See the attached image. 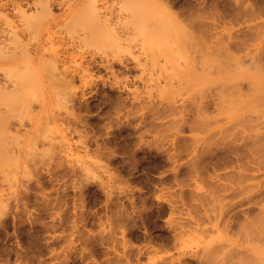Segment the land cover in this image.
<instances>
[{
    "label": "rangeland",
    "instance_id": "1",
    "mask_svg": "<svg viewBox=\"0 0 264 264\" xmlns=\"http://www.w3.org/2000/svg\"><path fill=\"white\" fill-rule=\"evenodd\" d=\"M118 1L0 0V264H264V0Z\"/></svg>",
    "mask_w": 264,
    "mask_h": 264
},
{
    "label": "bare ground",
    "instance_id": "2",
    "mask_svg": "<svg viewBox=\"0 0 264 264\" xmlns=\"http://www.w3.org/2000/svg\"><path fill=\"white\" fill-rule=\"evenodd\" d=\"M118 2H120L121 3V5L123 4L124 6L126 5V7H129V8H133L132 10H133V13L131 14V12H130V14L133 16V22H132V24H134L135 26H136V24H137V26H139V27H141V30L145 33V35H147V36H154V34H156V35H158L159 34V36H161V37H164V38H167V39H165V40H167V41H165V42H163L162 44H161V46H163V48L165 47V49H166V51H165V53H164V55L166 54L167 55V53L168 52H170V53H168L169 55H168V59H169V57H171V53L172 52H174L175 51V55L177 54L176 53V51L178 50V45H180L179 44V42L181 43V45L183 44V48H184V46H186L187 44H189L188 42H183L182 41V39L181 38H183V37H181L180 39H179V41H178V38H179V33H180V30H179V32H177L178 30H176V34L178 33L179 35H175L174 37H172V39H171V36L169 37V39H168V36H167V32H169V30H167V28H166V25H164V23H163V21L165 20H163V21H161V20H159L158 21V18H157V20H155V17H153V14L155 15V8L156 7H154L155 5L153 4V5H150L149 4V6H145L143 9H140V8H138V7H135L136 6V4H137V0H119ZM153 6V7H152ZM131 10V9H130ZM154 10V11H153ZM130 16V15H129ZM129 18V17H128ZM125 19H127L126 17H125ZM132 19V18H131ZM128 21V20H127ZM132 21V20H131ZM161 21V22H160ZM126 22V21H125ZM127 23V22H126ZM166 29V30H165ZM172 30V29H171ZM170 30V31H171ZM141 31V32H142ZM167 31V32H166ZM126 33H128V32H126ZM158 33V34H157ZM171 34L172 33H175V32H173V31H171L170 32ZM188 35V34H187ZM190 35H192V34H189L188 36H190ZM176 36H177V38H176ZM187 36V37H188ZM192 36H194V35H192ZM149 37V38H150ZM160 37V38H161ZM191 37V36H190ZM120 39V38H119ZM183 39H185V37L183 38ZM193 39V38H192ZM151 40V39H150ZM186 40H188V38L186 39ZM189 40H190V38H189ZM199 40V39H198ZM193 42V41H192ZM196 42V41H195ZM194 42V43H195ZM198 42V41H197ZM149 43V46L150 45H153V42L151 41V42H148ZM199 43V42H198ZM200 43H201V41H200ZM196 44V43H195ZM195 44H194V46H195ZM170 45V46H169ZM175 45H177V46H175ZM190 45V44H189ZM189 45H187V46H189ZM197 45V44H196ZM186 46V47H187ZM198 46H199V44H198ZM202 46V45H201ZM190 47V46H189ZM196 47V46H195ZM200 48V47H199ZM203 48V47H202ZM201 48V49H202ZM193 49V48H192ZM195 49V48H194ZM193 49V50H194ZM196 49H198V48H196ZM199 50V49H198ZM179 51V50H178ZM180 52V51H179ZM178 52V53H179ZM226 54V53H225ZM227 55V54H226ZM177 56V55H176ZM228 58H229V55L227 56ZM226 57V58H227ZM233 57L234 56H232V59H233ZM227 58V59H228ZM171 59V58H170ZM169 59V60H170ZM189 59V58H188ZM231 59V60H232ZM229 60V59H228ZM188 61V60H187ZM226 62H227V60H226ZM239 62H241L240 61V59H239ZM229 63V62H228ZM193 68H191V67H189L188 69H187V67L183 70V69H181V70H183V71H185V73L187 72V73H189L190 75L192 74V73H195V75L199 72L197 69H196V67L193 65L192 66ZM198 72H197V71ZM193 71V72H192ZM189 74L187 75V77L186 76H184L183 78L185 79V77L186 78H189L190 79V76H189ZM180 75V74H179ZM181 76V75H180ZM191 76H193L194 77V74L193 75H191ZM182 77V76H181ZM245 77V76H244ZM247 77H249V82L248 83H246L247 84V87H246V85H244L246 88H248V89H252L253 91H251V92H249V90L247 89L246 90V88L241 84V82H240V84L242 85V87H243V92H249V95H252L253 96V94H254V98H255V101H254V103H252V109L255 111V110H257L256 108H257V100H258V97H259V95H258V90H259V87H258V83H257V81H256V78H255V76H247ZM195 78V77H194ZM246 81V80H245ZM244 83V82H243ZM237 84H239V83H237ZM248 85H250V86H248ZM239 89V88H238ZM237 89V90H238ZM236 90V89H235ZM236 90V91H237ZM244 90H246V91H244ZM241 91V92H242ZM227 92L228 91H226V96L224 95V94H222V96L220 97V98H218V99H220L221 100V102L223 101V100H225V98L227 99V100H225V102H227V101H229V99H231L232 100V98H230L229 97V94H227ZM242 92V93H243ZM253 92V93H252ZM252 93V94H251ZM227 95H228V97H227ZM220 95H218V97H219ZM244 96V95H243ZM249 96L247 95V98H248ZM222 98V99H221ZM224 98V99H223ZM246 98V99H247ZM245 99V98H244ZM220 100H219V103H220ZM251 100V99H250ZM254 100V99H253ZM252 101V100H251ZM224 102V101H223ZM233 102V101H232ZM221 105H223V103L221 104ZM217 106V105H216ZM249 111V110H248ZM243 112V111H242ZM242 112H241V114H242ZM246 112V111H245ZM244 113V112H243ZM249 113H250V111H249ZM243 115V114H242ZM245 115L247 116L248 115V113L246 114L245 113ZM254 247V246H253ZM257 250V249H256ZM253 254V253H252ZM255 254V253H254ZM257 255V254H256ZM247 261H249L248 259H247ZM257 263H259V262H257Z\"/></svg>",
    "mask_w": 264,
    "mask_h": 264
}]
</instances>
